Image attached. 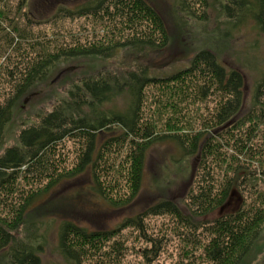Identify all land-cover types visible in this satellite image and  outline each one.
<instances>
[{"label":"trees","instance_id":"obj_1","mask_svg":"<svg viewBox=\"0 0 264 264\" xmlns=\"http://www.w3.org/2000/svg\"><path fill=\"white\" fill-rule=\"evenodd\" d=\"M52 1L55 13L44 20L30 14V0H0V143L20 99L57 64L87 55L112 58L126 49L147 54L171 41L150 0ZM177 7L179 12L191 8L187 0H177ZM221 7L235 24L251 19L264 33V0H224ZM68 19H94L105 24L104 33L76 39L72 29L61 27ZM68 37L70 44L64 43ZM245 86L244 73L208 49L168 76L138 62L125 74L99 72L78 79L0 155V264H42L45 238L30 232L27 216L40 195L65 181L89 172L92 190L109 205H132L142 192L148 153L161 142L175 143L183 159L193 160L182 200L186 212L175 199L161 198L111 229L63 219V259L121 264L137 254L143 264H152L171 240L165 232L156 233L148 219L167 216L186 237L196 238L201 230L205 242L192 241L194 250L177 264L197 259L241 264L264 230V75L248 109ZM122 95L128 100L119 106ZM69 142L76 150L72 168L64 153ZM234 192L240 203L233 211L204 219L223 209ZM128 230L146 245H131ZM196 250H202L197 259Z\"/></svg>","mask_w":264,"mask_h":264},{"label":"rangeland","instance_id":"obj_2","mask_svg":"<svg viewBox=\"0 0 264 264\" xmlns=\"http://www.w3.org/2000/svg\"><path fill=\"white\" fill-rule=\"evenodd\" d=\"M12 1L15 3L16 0ZM222 1L224 0H187L191 8L179 12L177 0H150L160 11L170 32L171 41L168 46L147 54H135L126 49L112 58L87 55L57 64L48 78L35 85L16 105L13 118L0 143V155L7 147L17 144L19 132L25 125L34 122L38 114L51 110L57 100L65 98L67 90L78 79L99 72L125 74L138 62L151 66L154 73L168 76L189 66L195 55L203 49L213 51L227 67L239 69L244 73L248 109L254 88L264 75V33L257 29L256 23L251 19L235 24L226 18L221 7ZM29 8L34 18L45 20L55 13L56 7L52 0H30ZM191 13L196 14V17ZM97 22L94 19H68L61 23V27L72 29L76 35L74 38L86 41L104 33L105 24L101 26L97 25ZM108 24L114 25L112 22ZM70 40L68 37L64 43L70 44ZM127 100V95H122L116 103L123 106ZM75 151L72 142L67 143L64 148L68 168L73 167ZM192 173L193 160L183 159L175 143L161 142L155 144L148 153L142 192L129 207L114 208L95 194L89 172L40 195L30 208L26 227L39 239L42 236L45 238L42 264H68L59 250V231L63 219H70L94 229H111L161 198L175 199L185 211L182 200L189 190ZM239 203V194L234 192L223 209L204 219L212 220L221 213L233 211ZM148 222L151 228H157L156 233L165 232L168 234L167 239L171 240L164 254L152 264H177L186 252L194 250L192 241L205 243L203 234H200L201 230L196 238L186 237L182 234L180 226L170 217H153L148 219ZM26 227L23 232L25 235ZM131 232L128 230L125 234L131 245H146L143 241L138 243L135 236L130 237ZM196 251L197 259L202 250ZM263 258L264 230L241 264H260ZM121 264L143 263L140 256L131 254ZM192 264L205 263L197 259Z\"/></svg>","mask_w":264,"mask_h":264}]
</instances>
